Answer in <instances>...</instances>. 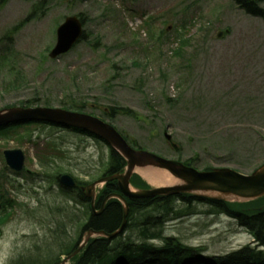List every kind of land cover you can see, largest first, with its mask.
I'll use <instances>...</instances> for the list:
<instances>
[{"label": "rangeland", "instance_id": "374dc122", "mask_svg": "<svg viewBox=\"0 0 264 264\" xmlns=\"http://www.w3.org/2000/svg\"><path fill=\"white\" fill-rule=\"evenodd\" d=\"M34 2H46L45 14L13 37L17 55L9 64L14 74L8 66L0 71V83L13 77L21 80L23 87L0 88V110L33 100L40 106L49 101L52 107H60L70 103L66 96L75 94L78 98L89 97V102L96 104L99 117L112 103L131 109L138 119L120 116L115 124L140 146L166 157L177 155L165 141L164 133L168 132L181 146L182 159L196 157L195 166L199 169L228 167L250 173L263 163V20L246 15L231 0H12L0 12V39L29 16ZM81 14L92 19L86 25V41L56 62L43 61L55 41L54 23ZM147 18L155 20V30L171 26L170 38L174 36L172 27L195 23L200 18L211 21V32L209 36L196 35L185 49V59L171 58L172 42L165 43L163 54L158 57L157 43L149 40L144 24ZM226 28L232 30L231 35L218 40L217 32ZM190 31L194 34L196 28L190 26ZM146 60L148 66L143 67ZM168 99L174 102L170 104ZM49 132L45 129L42 133ZM73 142L80 145L76 138ZM38 145L25 144L23 149L32 160L27 159L29 170L42 173L35 164L37 153L47 157L51 151L45 149V142ZM84 145L86 152L73 155L70 163L76 176L90 180L83 171L93 165L101 150L93 141L81 147ZM16 147V141L7 146L0 142V171L4 170V148ZM66 166L65 160L62 167L67 169ZM147 171L161 172L160 178L168 175L151 168ZM20 182L23 189L27 185L29 188L30 183ZM6 189L19 202L27 200L11 184ZM41 200L44 205L37 207L39 211L27 214L17 208L0 244V264H8L29 251L36 253L37 247L44 252H58L56 242L65 232L71 234V225L58 227V223L80 216L74 209L69 213V202L59 195ZM57 207L64 209L61 216L54 213ZM181 208L178 203L174 212L166 216L154 213L158 219L150 221L154 223L151 227L159 229L162 223L164 235L175 236L187 245L202 246L210 255H224L252 242V237L234 220L211 214L208 206H198L188 216H183ZM139 234L133 229L123 237L130 236L138 243Z\"/></svg>", "mask_w": 264, "mask_h": 264}, {"label": "trees", "instance_id": "16d2710c", "mask_svg": "<svg viewBox=\"0 0 264 264\" xmlns=\"http://www.w3.org/2000/svg\"><path fill=\"white\" fill-rule=\"evenodd\" d=\"M232 1L249 15L258 16L264 20V9L260 6L263 0ZM202 30H207V26ZM183 31L178 32L179 45L176 50H173L175 56L183 53L182 50L190 38L183 36V33L187 32L186 26H184ZM160 35L158 38L159 42L163 41L165 33L161 32ZM125 164L124 159L115 151H112L107 170L108 175L122 171ZM134 184L138 188H147V185L138 177L134 179ZM109 186L99 202V208L107 195L118 191L116 185ZM180 199L186 203L187 210L191 211L194 202L197 200L216 204L217 209L236 218L241 226L256 236L260 246L264 247V199L242 205L226 204L192 196H180ZM175 200L176 198L171 197L134 200L130 202V207L131 209L133 208V212L146 211L151 207H156V209L161 208L163 213L166 214L169 207H173ZM122 222L123 210L121 205L117 201H111L100 216L93 215L90 217L84 229H92L111 235L121 228ZM143 231L146 237L158 239L161 242L159 244L144 242L141 245L133 246L134 242L132 240L127 242L128 244L116 242L118 239L115 238L95 240L90 243L82 258H76L75 262L76 264H264V252L250 247L225 256H208L202 247L188 246L178 238L164 236L163 233L150 231L149 228H144ZM77 247L74 245V247L70 248L68 254L73 253Z\"/></svg>", "mask_w": 264, "mask_h": 264}, {"label": "water", "instance_id": "95a60500", "mask_svg": "<svg viewBox=\"0 0 264 264\" xmlns=\"http://www.w3.org/2000/svg\"><path fill=\"white\" fill-rule=\"evenodd\" d=\"M73 23V22H71ZM73 24H67L66 30L62 36L73 35ZM78 28L79 24H76ZM79 32V29H77ZM24 113V112H23ZM23 116L28 118L44 119L49 121H57L61 123H71L72 125L90 128L94 132H99L107 137L114 145H116L128 158L129 171L127 176L118 177L120 179V188L124 194L130 198L143 199L158 195H173L180 193H216L220 196L234 197L237 200H254L264 196V167L250 176L239 174L231 170H216L213 173H199L191 168H185L179 163L165 161L151 154L133 152L126 143L121 140L111 129L105 127L101 122L84 116L72 115L64 112L53 111H26ZM14 116H9V118ZM22 117V116H16ZM135 165L145 166L153 165L170 171L176 178L185 184L174 188L156 189L153 191H140L132 193L129 190V180L131 178L132 169ZM70 185L73 181L68 179ZM112 237V236H110Z\"/></svg>", "mask_w": 264, "mask_h": 264}, {"label": "bare ground", "instance_id": "6f19581e", "mask_svg": "<svg viewBox=\"0 0 264 264\" xmlns=\"http://www.w3.org/2000/svg\"><path fill=\"white\" fill-rule=\"evenodd\" d=\"M157 171H142L141 174L146 180H149L152 184H161L163 186H175L181 184L180 181L173 178L171 175H165L164 178H160L161 172L156 174Z\"/></svg>", "mask_w": 264, "mask_h": 264}]
</instances>
